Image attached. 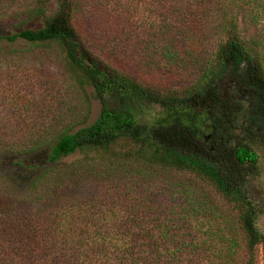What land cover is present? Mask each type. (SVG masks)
I'll return each mask as SVG.
<instances>
[{"label":"trees","instance_id":"obj_1","mask_svg":"<svg viewBox=\"0 0 264 264\" xmlns=\"http://www.w3.org/2000/svg\"><path fill=\"white\" fill-rule=\"evenodd\" d=\"M11 21L17 31L0 36V51L23 41L62 77L23 64L28 48L0 64L5 100L52 115L0 142L21 156L13 167L38 171L28 192L43 205L5 238L0 221V264H258L260 247L264 260L252 193L264 134V0H0V27ZM32 75L36 96L25 89ZM171 80L181 88L168 89ZM90 87L103 107L84 126ZM43 152L41 170L29 157ZM73 183H95L103 196L68 202ZM157 185L183 204L156 200Z\"/></svg>","mask_w":264,"mask_h":264},{"label":"rangeland","instance_id":"obj_2","mask_svg":"<svg viewBox=\"0 0 264 264\" xmlns=\"http://www.w3.org/2000/svg\"><path fill=\"white\" fill-rule=\"evenodd\" d=\"M241 15V14H240ZM16 23L11 21L7 24L0 27V36L5 35H13L16 30ZM40 25V23H30L27 27L28 28H36ZM26 49L24 52L25 56L23 59V64H25L28 67H31L32 69H37L38 73L41 77H44L46 75H49L55 79H60L62 75L60 74V70L57 68H54L50 66L49 64L44 65L43 63L39 62V59L36 60L40 55H42V52L39 48H33L29 44H25L23 41H18L15 43H7L6 41L2 42L1 44V51H0V64L2 63L3 58L9 57L12 54H15L13 50L16 49ZM13 52V53H11ZM5 56V57H4ZM7 61H12V59H8ZM140 65L137 67L139 68ZM122 72L128 75H133L135 80L138 82L139 85L142 87L149 86V83L145 77L142 78V75L136 74L137 71H130L127 68H122ZM141 72V71H140ZM145 72V71H144ZM146 73V72H145ZM33 78V85L25 87L26 90L31 91L32 94L36 93V86L34 84L35 81L40 82V78L34 77ZM151 84V83H150ZM168 89H180L181 85L179 82L171 80L168 82V85H166ZM87 95L90 99L89 102H91V111L88 112L89 119L87 123L84 125H90L94 123L97 118L99 117L101 110H102V103L99 100L95 99V93L94 90L90 87L86 90ZM36 96V94L34 95ZM10 100V101H9ZM11 98L8 100H5L3 96L0 95V142H4L7 139L12 140L11 137L19 138L21 134L17 131V126L22 123L28 122L29 119L35 120V121H41L45 119V116L52 115L45 114L43 116L44 112L42 109H40L37 112V109L35 107H32L31 113L28 115H25L24 112L21 111V109H18L15 105L12 104ZM61 108L60 106L56 107V111ZM60 113V112H59ZM153 112H144L141 116V122L146 123L150 120V116ZM43 116V117H41ZM48 118V117H47ZM39 123V122H36ZM81 126H78L76 129H79ZM261 143L259 145V177H257L252 182V193L256 197L257 200L260 202L261 206V216L259 219V225L262 230H264V134L260 138ZM262 144V145H261ZM27 158V156H24ZM31 158L32 162H36L39 164L41 170L45 169L47 165L44 162L45 159V152L42 153V155L32 156ZM81 158L80 154H76L74 156H70L67 159H64L62 161L63 164H68L74 160H77ZM21 156L4 153L0 149V221L3 223V225H7L5 230L3 228H0V232L3 230L4 238L6 237V233L9 230H12V228L19 226L22 222V216L25 212H31L29 210H32L33 213H38L42 210L43 205L38 204L37 202H34L31 200V193L28 192V186L29 182L33 178L36 172H21L19 169L13 167L11 164L14 161L20 160ZM127 181V180H125ZM75 183L70 185V188L66 189L65 192L66 196H68L66 199L68 202L74 201V199L86 197L87 195H102L101 187L96 186L95 183L84 184L82 188L77 187L75 188ZM72 186L74 188H72ZM79 186V185H77ZM155 192L157 194L156 200H159L161 203H169L172 202L174 205L183 204L182 200L178 197L171 198L170 194H166L163 192V190L159 187V185L155 186ZM76 195V197H74ZM50 210L42 215V217H48ZM259 250V257H258V264H264V260L262 259V248H258Z\"/></svg>","mask_w":264,"mask_h":264}]
</instances>
